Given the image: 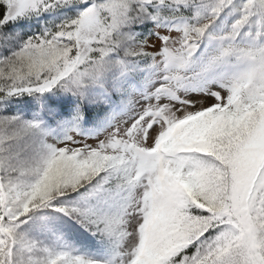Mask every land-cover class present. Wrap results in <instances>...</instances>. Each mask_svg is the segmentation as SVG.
Segmentation results:
<instances>
[{
  "label": "snow or ice",
  "instance_id": "6c2138e0",
  "mask_svg": "<svg viewBox=\"0 0 264 264\" xmlns=\"http://www.w3.org/2000/svg\"><path fill=\"white\" fill-rule=\"evenodd\" d=\"M0 264H264V0H0Z\"/></svg>",
  "mask_w": 264,
  "mask_h": 264
},
{
  "label": "rangeland",
  "instance_id": "374dc122",
  "mask_svg": "<svg viewBox=\"0 0 264 264\" xmlns=\"http://www.w3.org/2000/svg\"><path fill=\"white\" fill-rule=\"evenodd\" d=\"M175 35V34H174ZM152 41H149V47L146 49L147 51H154V48L152 47ZM89 116H91L90 114L86 116V118H88ZM82 232V230H80Z\"/></svg>",
  "mask_w": 264,
  "mask_h": 264
},
{
  "label": "trees",
  "instance_id": "16d2710c",
  "mask_svg": "<svg viewBox=\"0 0 264 264\" xmlns=\"http://www.w3.org/2000/svg\"><path fill=\"white\" fill-rule=\"evenodd\" d=\"M89 114L91 115V113H88V114H86V116L89 115Z\"/></svg>",
  "mask_w": 264,
  "mask_h": 264
}]
</instances>
